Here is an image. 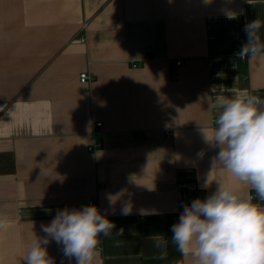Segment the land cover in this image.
<instances>
[{
	"label": "crops",
	"instance_id": "0c3cea01",
	"mask_svg": "<svg viewBox=\"0 0 264 264\" xmlns=\"http://www.w3.org/2000/svg\"><path fill=\"white\" fill-rule=\"evenodd\" d=\"M256 18L264 37V0H0V151L15 158L0 174V264H23L41 224L89 202L116 225L98 264H184L171 242L184 205L217 181L238 186L221 165L211 172L208 105L264 98V61L235 58ZM153 237L163 252L145 255ZM47 247L55 264H75Z\"/></svg>",
	"mask_w": 264,
	"mask_h": 264
},
{
	"label": "clouds",
	"instance_id": "9594fccd",
	"mask_svg": "<svg viewBox=\"0 0 264 264\" xmlns=\"http://www.w3.org/2000/svg\"><path fill=\"white\" fill-rule=\"evenodd\" d=\"M236 18L228 13V19ZM261 28L259 18L245 23L247 40L235 53L236 59L264 61ZM208 107L217 116L211 131L201 126L200 131L205 143L219 149L211 158V172L221 165L238 186L217 181L215 192L185 204L171 226V242L184 264H264V98L247 91L218 95ZM197 157L202 159L203 152ZM209 184L207 179L202 187L207 189ZM131 210L129 202L121 205V215H129ZM6 222L0 218V227ZM115 227L107 212L102 213L96 205L58 210L50 223L41 224L43 236L34 232L23 264H55L47 247L53 241L69 262L98 264L100 237L110 236ZM117 234L122 236L123 229ZM153 239L157 247L166 243L159 237Z\"/></svg>",
	"mask_w": 264,
	"mask_h": 264
},
{
	"label": "trees",
	"instance_id": "16d2710c",
	"mask_svg": "<svg viewBox=\"0 0 264 264\" xmlns=\"http://www.w3.org/2000/svg\"><path fill=\"white\" fill-rule=\"evenodd\" d=\"M15 158L11 151H0V174L14 172ZM142 252L145 255H156L163 252V246L157 247L154 239H144L142 241Z\"/></svg>",
	"mask_w": 264,
	"mask_h": 264
},
{
	"label": "built area",
	"instance_id": "2783aa9c",
	"mask_svg": "<svg viewBox=\"0 0 264 264\" xmlns=\"http://www.w3.org/2000/svg\"><path fill=\"white\" fill-rule=\"evenodd\" d=\"M83 27H86L85 23L83 24ZM78 39H79L80 41H85V40H86L85 37H84L83 35H79V36H78ZM180 62H181L180 60H177V61L175 62V64H179ZM88 80H89V76H88L87 72H81V73L79 74V81H80V82H86V81H88ZM256 96H258V95H256ZM94 125H96V126L98 127V126H101V123H100V122H95ZM95 131H96V129H94V130L92 131V133L94 134ZM98 144H99L98 142H97V143H94L92 146L89 147V149H92V148H94L95 146H98ZM89 204L94 205L93 202H89Z\"/></svg>",
	"mask_w": 264,
	"mask_h": 264
}]
</instances>
